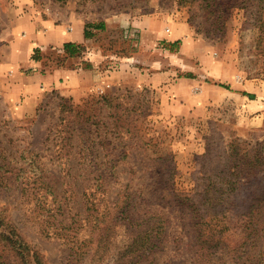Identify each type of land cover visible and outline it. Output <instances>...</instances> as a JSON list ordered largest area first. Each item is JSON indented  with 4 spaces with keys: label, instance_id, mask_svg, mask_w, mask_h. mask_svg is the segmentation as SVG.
Returning a JSON list of instances; mask_svg holds the SVG:
<instances>
[{
    "label": "rangeland",
    "instance_id": "obj_1",
    "mask_svg": "<svg viewBox=\"0 0 264 264\" xmlns=\"http://www.w3.org/2000/svg\"><path fill=\"white\" fill-rule=\"evenodd\" d=\"M243 1L0 0V62L27 7L103 26L114 15L157 13L166 34L170 24L187 28L178 45H142V32L127 27L115 39L99 35L104 53L139 61L112 78L118 64L78 60V81L43 91L20 117L6 99L15 73L0 72V166L12 170L0 215L44 264H264V209L249 214L261 183L249 175L238 186L228 175L237 162L243 173L264 168V90L233 93L239 83L264 84L259 10ZM31 59L42 65L25 73L66 63L55 51ZM203 85L220 102L204 103ZM24 174L45 182L43 208L21 194ZM127 216L140 226L128 229Z\"/></svg>",
    "mask_w": 264,
    "mask_h": 264
},
{
    "label": "crops",
    "instance_id": "obj_2",
    "mask_svg": "<svg viewBox=\"0 0 264 264\" xmlns=\"http://www.w3.org/2000/svg\"><path fill=\"white\" fill-rule=\"evenodd\" d=\"M22 7L23 5H20L21 11H23ZM26 10H28V12L23 11L11 25L9 31L11 36V42L8 48L9 58L6 62H0V72L10 69L15 73L14 77L16 80L11 82L7 89L6 99L14 106V113L17 117L28 114L36 105L38 101L37 97H40L43 91H48L53 87H60L61 84L66 86L68 81H78V79L85 74L78 60L93 62L107 61L112 65L118 64L120 71L111 72L110 76L112 78L116 76L123 78L125 75L124 70L129 67V64H135L139 61L138 56L135 54L118 56L114 53H104L96 42L99 35H102V38L107 37L108 39H115L113 37L117 36L120 27L124 29L125 27L132 28L135 31L140 30V32H142V35H140V44L147 45V40L164 38L167 41L174 42L178 40L181 35L187 34V28L181 27L177 30L172 24L169 25L166 34L160 26L161 19L158 17L157 13H154L133 17L131 20L125 19L121 15H114L104 22V30L86 28L90 33V37L85 38L84 31L87 22L81 17L57 21V19L52 16L45 15L44 17L37 14L35 15L32 7H27ZM18 11L19 10L16 9V12ZM67 43L72 44L73 50L77 49L76 53L72 56H69L64 51V44ZM34 51L43 55L45 54V56L47 54L49 55L51 51H55L66 58V63L52 68L45 65V70L43 69L41 71L40 69H34L29 73H25L22 70L23 68H36L42 65L39 61L31 59V53ZM77 64L78 67L75 66ZM12 72L6 74H12ZM142 77L144 82L148 81L147 79L150 78L145 75H142ZM27 81L30 83L27 84ZM235 88L237 91L233 93L235 96H239L240 91L260 93L264 90V84L248 81L236 84ZM69 90L71 89L69 88ZM201 92H203V97H205L204 103L207 105L212 103H210V101H213L212 104L220 102L213 94H209L210 92L216 93V90L208 85H203ZM217 93L222 94L221 92ZM21 94L25 98L24 102L17 105V96Z\"/></svg>",
    "mask_w": 264,
    "mask_h": 264
},
{
    "label": "trees",
    "instance_id": "obj_3",
    "mask_svg": "<svg viewBox=\"0 0 264 264\" xmlns=\"http://www.w3.org/2000/svg\"><path fill=\"white\" fill-rule=\"evenodd\" d=\"M203 1H205L206 3L205 6H209L210 2H212V0H203ZM242 3H244L246 7L255 5L259 10L257 23L260 25L261 32H263V35L259 40L261 45L264 46V0H244ZM219 7H221V5H218L216 11L221 10V8ZM86 28L103 29L104 26L102 23H99L97 25L86 24L84 36L85 38H89L90 33L88 32V30H86ZM178 43H179L178 40L173 42V44L175 45H178ZM72 47H73L72 44L69 43L64 44V51L69 56L74 55V50L72 49ZM188 77L192 78V76H188ZM247 96L252 97L250 96V94H247ZM260 158L261 157L259 156L257 161H259ZM262 158L264 159V155L262 156ZM2 161L4 160L2 159ZM0 168L4 169L0 174V185L4 186V182L8 180L9 176L12 175V170L8 169V165H6V163L2 164ZM19 169H22V166H20ZM228 175L230 176V184L233 183L234 185H238V186H240L242 181L245 180L249 175H251L254 179H258L259 182L261 183L260 197L258 200H254V202L251 204L250 206L251 212H249V214L252 213L253 210H259L260 208L264 209V168L263 169L259 168L257 171L254 172L249 171L248 173H243L242 165L239 166L237 162V164L231 165L229 167ZM30 177L31 176L24 174L23 180L21 179V184L23 182L21 186V194L25 196L26 201L28 202L36 203L38 200L39 204L41 205L40 207L43 208V206L45 205V182L39 178V180L36 183L32 184L35 181L36 177L31 181H30ZM15 179H17V177H15ZM204 191L205 194L209 192L208 189ZM46 192L52 194L51 191H49V189H47ZM209 201H211L210 198ZM211 204L212 207L221 205L220 202L214 200L212 201ZM91 205H92V210H96L92 202ZM189 207H192L193 210L198 214L199 209L197 206L191 204V206ZM214 216H216V214H214ZM126 218H127L126 223L128 229H133L140 226V223L133 222L132 220H130V218H128V216ZM258 224L257 225L259 228L261 227L264 228V222L260 221V223ZM254 225L255 224H252L250 228L252 231L255 230ZM99 226L100 224L93 223L92 228L100 230ZM147 237L149 238V236ZM89 239L92 240V238L90 237ZM0 264H44V262H42V260L38 257V255L35 254V252L31 251V249L27 246V244L23 242L15 226L9 220L5 219L1 215H0Z\"/></svg>",
    "mask_w": 264,
    "mask_h": 264
}]
</instances>
